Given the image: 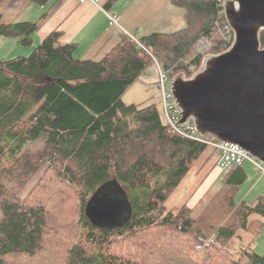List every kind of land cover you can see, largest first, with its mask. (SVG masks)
Here are the masks:
<instances>
[{
	"label": "trees",
	"instance_id": "obj_1",
	"mask_svg": "<svg viewBox=\"0 0 264 264\" xmlns=\"http://www.w3.org/2000/svg\"><path fill=\"white\" fill-rule=\"evenodd\" d=\"M172 1L185 10L184 28L127 34L100 60L75 58L74 44L62 43L59 30L29 55L0 60V264H27L30 257H44L43 264H244L243 257L264 264V252L230 247L241 231L251 234L253 220L264 221V201H244L210 234L188 202L167 209L191 167L207 150L217 151L176 131L155 103L124 101L152 63L171 79L190 77L189 63L200 68L203 61L194 54L202 37H213L212 54L228 47L226 0ZM36 30L30 21L4 24L0 14V37L28 46ZM260 40L264 47V30ZM216 156L211 169L225 171L226 185L248 178L243 165L224 169ZM113 178L128 194L132 218L99 228L86 205ZM73 204L77 217L65 223ZM67 227L78 232L66 234ZM209 238L214 242L198 250Z\"/></svg>",
	"mask_w": 264,
	"mask_h": 264
},
{
	"label": "water",
	"instance_id": "obj_2",
	"mask_svg": "<svg viewBox=\"0 0 264 264\" xmlns=\"http://www.w3.org/2000/svg\"><path fill=\"white\" fill-rule=\"evenodd\" d=\"M224 11L232 45L208 56L190 78L172 80L180 122L191 118L202 135L236 143L264 162V0H226ZM85 210L94 226L108 229L127 225L133 214L116 178L95 190Z\"/></svg>",
	"mask_w": 264,
	"mask_h": 264
},
{
	"label": "crops",
	"instance_id": "obj_3",
	"mask_svg": "<svg viewBox=\"0 0 264 264\" xmlns=\"http://www.w3.org/2000/svg\"><path fill=\"white\" fill-rule=\"evenodd\" d=\"M0 14L1 22L4 24L25 21L37 24L31 44L22 46L31 47L33 51L49 33L59 30L62 34L60 41L73 43L75 46L73 54L78 59L100 60L127 34L130 35L136 31L140 35L154 32L168 33L186 26L184 8L175 5L172 0H98V2L45 0L44 3L34 0H0ZM109 14L116 17V22L111 21ZM0 41L12 45L15 48L14 51L29 52L31 50V48H20L21 44L15 36H3L0 37ZM144 73L137 80L138 82ZM128 91L129 89L124 96ZM156 94L160 97L157 89ZM131 103L141 102L132 101ZM242 165L247 171L248 178L251 177L252 169L254 173L259 172L252 163L244 162ZM263 175H260L258 181H256L257 177L252 179L253 187L248 197L253 192L259 191V193L254 201L248 202L250 205H255L260 200L264 201ZM228 189L233 194L237 186H229ZM232 203L235 204L234 201ZM239 205L231 206L230 204L222 223L231 218ZM257 224L261 225L260 222ZM251 225L249 228L251 234L258 235L261 229L255 228L251 231ZM243 233L247 232L243 231Z\"/></svg>",
	"mask_w": 264,
	"mask_h": 264
},
{
	"label": "rangeland",
	"instance_id": "obj_4",
	"mask_svg": "<svg viewBox=\"0 0 264 264\" xmlns=\"http://www.w3.org/2000/svg\"><path fill=\"white\" fill-rule=\"evenodd\" d=\"M231 45L232 44H228L227 49ZM23 47L28 49L31 48L20 45V48ZM14 49L15 48L12 45H9L8 43L5 44L4 41H0V60L12 58L17 55H28L32 52V48L29 52L14 51ZM199 50H202V53L200 54H203L204 56L203 61L200 68H196L193 70L191 76L198 72L202 68L205 59L208 56L212 55L211 51L209 52V47L203 42H198L196 44L194 54L196 55ZM144 72V76L141 77L140 81H136L134 84H132V86L129 87L127 95L124 96V101L126 103H131L132 101H139L145 104L155 103L157 107L162 111V100L156 94V84L159 80V70L157 67V63H152ZM184 77L190 78L187 76ZM149 92L151 93L149 94ZM216 155V153L213 155V152L211 150H207L206 153H204V155L195 163V165L191 167L189 173L182 180L180 186L165 202V206L167 209H178L184 203L188 202L193 206V215L199 218L200 225L208 234L212 233L225 219L224 217H226L225 215L230 204L239 205L242 201L248 203L250 201H254L257 198L259 191L253 192L249 197L248 193L251 192L250 189L253 187L252 179L257 177L256 181H258L260 175H263L260 172L254 173L253 169L251 171L249 170L251 173V177L247 178L241 185L237 186V190L232 194L229 192V185H226L224 183L223 177L225 171L220 172L218 167L211 169L213 161L217 158ZM245 162L251 164V162L249 161ZM229 197H235L236 199L232 200V198ZM70 201H72V199ZM233 201L235 202V204L232 203ZM70 208L72 210L70 217H63V215H61L56 219L63 217L65 223L74 222L77 217L78 207L73 204ZM56 219H54L53 221H55ZM259 219L261 218L253 220L251 225V231L255 228L261 229L259 234L253 236L249 233L242 234L241 231L231 243L230 247L234 251H237L240 248L251 247L259 252H264V221ZM257 222H260L261 225L258 226ZM68 229L70 230V232L66 234H76L78 232V229L76 227ZM30 258H28L27 264H43V262L45 261L44 257H38L35 260H33V258ZM242 262L246 264L247 258L243 257Z\"/></svg>",
	"mask_w": 264,
	"mask_h": 264
},
{
	"label": "built area",
	"instance_id": "obj_5",
	"mask_svg": "<svg viewBox=\"0 0 264 264\" xmlns=\"http://www.w3.org/2000/svg\"><path fill=\"white\" fill-rule=\"evenodd\" d=\"M86 1H96L98 0H80V2ZM111 21L116 22V17L109 14ZM226 26H223L222 33L225 35L227 44H232L234 41V31L229 25L228 21ZM233 33H231V31ZM204 43L211 50L214 42L213 37L204 36L199 40V43ZM202 53V50H199L197 54ZM191 70L198 68L197 63L190 62ZM157 67L159 70V80L156 84V89L162 100V113L166 123L173 127L176 131L187 136L189 138L205 142L210 147L215 148L218 154V164L224 169H228L234 165H242L245 161L251 162L255 168L262 174H264V162L258 158L251 155L248 151L243 149L240 145L232 143L229 141H221L213 137H206L202 135L194 122L193 119L189 118L185 122L181 123V112L178 107V103L175 100L173 90H172V80L168 74L157 62ZM214 242L213 238H209L205 244L197 245L198 250H203L205 245Z\"/></svg>",
	"mask_w": 264,
	"mask_h": 264
}]
</instances>
